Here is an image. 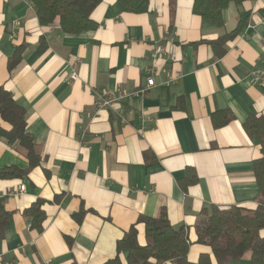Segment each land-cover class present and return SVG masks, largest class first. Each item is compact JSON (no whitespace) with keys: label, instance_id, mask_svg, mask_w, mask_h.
<instances>
[{"label":"crops","instance_id":"0c3cea01","mask_svg":"<svg viewBox=\"0 0 264 264\" xmlns=\"http://www.w3.org/2000/svg\"><path fill=\"white\" fill-rule=\"evenodd\" d=\"M193 4L149 0L147 12L133 13L102 0L93 28L67 34L59 18L42 25L30 0H0V86L25 109L40 160L30 168L19 141L0 136V169L20 171L0 177L10 212L0 264H104L116 256L128 264L119 240L135 226L145 245L139 217L163 209L186 227L189 260L209 253L215 262L198 242L203 210L260 203L254 161L261 146L244 123L264 117V81L253 75L264 70V0L229 4L220 27ZM241 20L237 36L218 41ZM159 43L167 51L154 57ZM71 62L76 80L68 77ZM150 73L156 85L139 92ZM116 87L129 95L98 109L97 91ZM0 128L11 129L1 116ZM37 201L42 230L26 213Z\"/></svg>","mask_w":264,"mask_h":264},{"label":"trees","instance_id":"16d2710c","mask_svg":"<svg viewBox=\"0 0 264 264\" xmlns=\"http://www.w3.org/2000/svg\"><path fill=\"white\" fill-rule=\"evenodd\" d=\"M33 4L39 22L42 25L52 24L59 18L60 28L67 34H78L91 29L95 23L91 19L94 9L102 0H30ZM124 11L133 13L147 12L149 0H118ZM245 0H194L193 12L214 25H223V11L231 3L240 4ZM264 13V8L262 9ZM243 20L233 31L223 35L218 41L226 42L239 34ZM18 53V52H17ZM15 61H11L10 66ZM26 111L13 98L12 94L0 86V116L11 125L6 131L0 128V136L11 143L18 140L27 150L30 168L39 164V156L35 151V142L27 131ZM227 122L231 114L225 113ZM223 122V123H224ZM219 125V124H217ZM249 135L256 137L261 146V156L254 161V174L259 187L261 201L254 209L233 205L221 207L212 204L201 214L196 229L198 242L209 245V253H202L197 262L188 258L191 242L184 226H174L168 218L166 210L158 217L141 216L139 222L145 225L147 243L141 245L137 239V229L132 226L118 242V251L127 250L128 264H152L156 260L160 264L166 261L175 264H243L245 255L249 252L247 264H264V117L251 114L244 123ZM14 168L0 169V177L18 175ZM26 171H24L25 173ZM197 181V174L195 173ZM26 213L32 217V227L42 230L45 212L41 201L35 202ZM82 213L76 215L80 220ZM10 212L0 199V239L4 236L5 227L9 224ZM104 264H122L119 256Z\"/></svg>","mask_w":264,"mask_h":264},{"label":"built area","instance_id":"2783aa9c","mask_svg":"<svg viewBox=\"0 0 264 264\" xmlns=\"http://www.w3.org/2000/svg\"><path fill=\"white\" fill-rule=\"evenodd\" d=\"M167 51V46L165 44H156L154 47V57L161 56ZM71 70L68 72V77L72 80H76L78 78V71L76 69V63L71 62ZM254 77L256 80H260L261 82L264 81V70L261 71H255ZM176 79H169L167 82H172ZM147 86L140 89L139 92L144 93L147 89L154 87L156 85V80L154 76L150 73L147 78ZM129 93L122 87H116L113 89L110 88H103L101 90H98L96 93L95 98V106L98 109H109L112 107H115V105L118 104L119 101H121L123 98L127 97ZM25 190V184H22L19 188V193H22ZM169 261L163 262V264H166Z\"/></svg>","mask_w":264,"mask_h":264},{"label":"rangeland","instance_id":"374dc122","mask_svg":"<svg viewBox=\"0 0 264 264\" xmlns=\"http://www.w3.org/2000/svg\"><path fill=\"white\" fill-rule=\"evenodd\" d=\"M203 244V243H202ZM249 253V252H248ZM247 261H248V259H247Z\"/></svg>","mask_w":264,"mask_h":264}]
</instances>
